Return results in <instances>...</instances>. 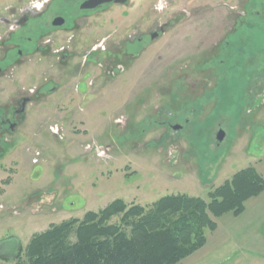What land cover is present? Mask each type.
I'll list each match as a JSON object with an SVG mask.
<instances>
[{"label":"rangeland","instance_id":"rangeland-1","mask_svg":"<svg viewBox=\"0 0 264 264\" xmlns=\"http://www.w3.org/2000/svg\"><path fill=\"white\" fill-rule=\"evenodd\" d=\"M72 1L36 10L31 0H0L2 261L50 224L117 198L147 206L185 193L209 201L210 190L243 168L264 177V97H256L264 93V0H162L160 9L157 0H129L90 12ZM54 12L65 25L42 33L37 50L36 34ZM158 25V38L144 36ZM123 51L124 70L108 75ZM193 92L201 96L196 110L178 116L177 99ZM21 98L23 114L12 116ZM10 115L16 126L4 122ZM212 219L205 244L177 264H264V191L240 215Z\"/></svg>","mask_w":264,"mask_h":264},{"label":"trees","instance_id":"trees-1","mask_svg":"<svg viewBox=\"0 0 264 264\" xmlns=\"http://www.w3.org/2000/svg\"><path fill=\"white\" fill-rule=\"evenodd\" d=\"M263 191L264 177L248 166L210 190L209 201L185 193L147 206L117 198L81 219L50 224L0 264H177L205 244V230L216 229L212 217L240 215Z\"/></svg>","mask_w":264,"mask_h":264},{"label":"flooded vegetation","instance_id":"flooded-vegetation-1","mask_svg":"<svg viewBox=\"0 0 264 264\" xmlns=\"http://www.w3.org/2000/svg\"><path fill=\"white\" fill-rule=\"evenodd\" d=\"M51 1L52 0H49V3H47V7L51 4ZM83 1L84 0H82L80 3H79V8H80V5L83 3ZM72 2H76V3H78L79 2V0H75V1H72ZM111 4H113V3H109V4H106V5H102V6H99V7H96V8H93V9H81L80 8V12H82V11H84V12H90V11H96V10H100V9H102L103 7H105V6H110ZM125 4H127V2L125 3ZM124 4V5H125ZM123 5V4H122ZM26 9H24L23 7L20 9V10H18V12H17V24H18V29L19 28H22V26L24 25V22L26 21V19H27V15L25 14L26 13ZM41 13V11L39 12V14ZM56 18H62L63 19V24L62 25H54L53 24V21L56 19ZM4 19V18H3ZM10 19V21H13V19L12 18H9ZM8 20V19H7ZM65 22H66V19H65V17L62 15V14H60V13H57V12H54L53 13V15L49 18V20H48V23L46 22V23H43V28L41 29V30H39V32H37V34H36V40H35V48L37 49V50H41V47H40V45L38 44V42L41 40V37H42V33H43V35H47L50 31H52V29H55L56 30V28L57 29H59V28H63L62 26L63 25H65ZM166 24V23H165ZM165 24H164V26H165ZM49 25V27L47 28V26ZM164 26L163 25H158L157 27H155V31H152V32H148V33H146V34H144V36H149L150 37V39H151V41L152 40H154V39H156V38H158L162 33H164L165 32V30H164ZM40 28V27H39ZM68 29V28H67ZM49 30V31H48ZM22 31H23V28H22ZM142 36V35H141ZM141 36H131V37H129L130 39H129V41L130 42H138V41H140L141 40ZM137 38V39H136ZM71 39V38H70ZM136 39V40H135ZM3 39H0V41H2ZM3 42L4 41H2L1 42V44H3ZM229 42H228V40H226V41H224V45H227ZM101 45V43L99 44V46ZM97 48V46H93V47H91V50H95ZM62 50V49H61ZM91 50L88 52V53H86V56H85V61L87 60V58H89L90 57V55H91ZM103 50V49H102ZM124 52V51H123ZM22 53L19 51V55H21ZM112 55H114L113 53H112ZM64 56H66V55H64ZM64 56H63V58H64ZM127 53L126 52H124V53H121V54H118L117 55V61L115 62V63H112V64H110L106 69V73L108 74V75H112V76H115V73H114V68L115 67H118V68H120V71H123L124 70V67L121 65L122 63H121V61L122 60H124V59H127ZM203 58H204V56H203ZM202 58V59H203ZM204 60V59H203ZM198 68V67H197ZM206 68H208V67H206ZM205 68V69H206ZM193 70L195 71V68H193ZM197 70V69H196ZM208 70V69H207ZM0 71H1V69H0ZM212 72H214V69H213V71ZM213 79V84H211V85H213V86H211V87H208V92H211L212 90H214V88H215V83H216V80H215V78H212ZM90 84H91V82H90ZM206 89V88H205ZM204 89V90H205ZM212 89V90H211ZM204 90H203V92H204ZM194 93V92H193ZM192 93V94H193ZM191 94V96H189V94H188V96H182L181 98H179V99H177L178 101H177V104H180L178 107H177V115L178 116H180V117H184L185 115L187 116V112H188V110H192V111H195L196 110V107H197V104L200 102V97L198 96V95H196L195 93L192 95ZM264 93L262 92V93H257L256 94V97L257 98H260V96H261V98H263L264 96ZM22 99V98H21ZM211 99H214V100H216V98H215V96L213 95L212 96V98ZM211 99H209V100H211ZM23 100V99H22ZM22 102V101H21ZM27 102V101H26ZM18 105L20 106V107H18V106H16V107H13L12 108V116L13 115H20V116H22V114H23V108L25 107V105H26V103L23 105L22 103H18ZM180 110V113L178 112ZM11 115H10V117L8 116L6 119H5V121L4 122H6L8 125H11V127H13L14 125L16 126V123L14 122V121H12V120H14V117H11ZM170 114L169 113H166V115L165 116H169ZM187 118L188 117H186L185 119L187 120ZM166 120L167 119H165L164 121H160V123H162V124H164V123H166ZM165 128H171V129H176V130H181V129H183V125L182 124H179V123H174V124H172V123H167V124H165ZM216 135H217V132H216ZM217 144H219V143H217Z\"/></svg>","mask_w":264,"mask_h":264},{"label":"water","instance_id":"water-1","mask_svg":"<svg viewBox=\"0 0 264 264\" xmlns=\"http://www.w3.org/2000/svg\"><path fill=\"white\" fill-rule=\"evenodd\" d=\"M129 0H84L83 3L80 5L81 9H93L102 5H106L109 3H114V4H125ZM54 25H62L63 24V19L62 18H56L53 21ZM27 99L23 100V105ZM224 136V132L222 130H219L216 135V139L218 141H221Z\"/></svg>","mask_w":264,"mask_h":264},{"label":"clouds","instance_id":"clouds-1","mask_svg":"<svg viewBox=\"0 0 264 264\" xmlns=\"http://www.w3.org/2000/svg\"><path fill=\"white\" fill-rule=\"evenodd\" d=\"M47 0H31V7L35 8L36 10H40L43 8L44 3H46ZM13 26H9V30H11Z\"/></svg>","mask_w":264,"mask_h":264},{"label":"built area","instance_id":"built-area-1","mask_svg":"<svg viewBox=\"0 0 264 264\" xmlns=\"http://www.w3.org/2000/svg\"><path fill=\"white\" fill-rule=\"evenodd\" d=\"M163 2L165 3V0H163ZM162 0H157V5H156V8L157 9H160V8H162Z\"/></svg>","mask_w":264,"mask_h":264}]
</instances>
